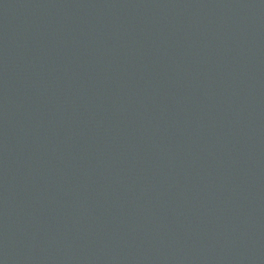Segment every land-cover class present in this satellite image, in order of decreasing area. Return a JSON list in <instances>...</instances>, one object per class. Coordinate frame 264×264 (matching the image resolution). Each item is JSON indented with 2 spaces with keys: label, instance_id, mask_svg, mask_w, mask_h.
I'll list each match as a JSON object with an SVG mask.
<instances>
[{
  "label": "water",
  "instance_id": "water-1",
  "mask_svg": "<svg viewBox=\"0 0 264 264\" xmlns=\"http://www.w3.org/2000/svg\"><path fill=\"white\" fill-rule=\"evenodd\" d=\"M0 264H264V0H0Z\"/></svg>",
  "mask_w": 264,
  "mask_h": 264
}]
</instances>
